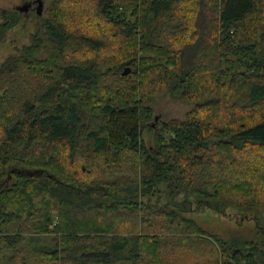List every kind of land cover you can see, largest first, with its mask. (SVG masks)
Masks as SVG:
<instances>
[{
    "label": "trees",
    "instance_id": "obj_1",
    "mask_svg": "<svg viewBox=\"0 0 264 264\" xmlns=\"http://www.w3.org/2000/svg\"><path fill=\"white\" fill-rule=\"evenodd\" d=\"M46 11L0 62V264H264V214L230 241L189 214L264 203V0ZM159 89L194 106L148 146Z\"/></svg>",
    "mask_w": 264,
    "mask_h": 264
},
{
    "label": "rangeland",
    "instance_id": "obj_2",
    "mask_svg": "<svg viewBox=\"0 0 264 264\" xmlns=\"http://www.w3.org/2000/svg\"><path fill=\"white\" fill-rule=\"evenodd\" d=\"M39 1H41L40 13L37 12ZM53 1L55 0H0L1 7L22 10L21 20L6 30L4 37L0 38V62L6 55L14 51L15 45L27 42L29 32L35 29L37 16L46 15V8ZM23 5H27V10L21 9ZM149 104L152 108V117L148 123L150 125L152 123V125L146 127L142 134L148 146L154 143L153 127L158 126L163 120L183 118L186 112L194 106V101L185 100L178 96V93H173L168 89H159L152 95ZM157 196V192H154L150 198L151 202ZM163 197H160V200H163ZM147 200L148 198H143V201ZM244 211L246 212L245 218L241 217L242 212L236 207H227L224 214L208 208L189 214L196 219L206 234H212L214 237L225 238L230 241L231 239L241 240L256 236L257 227L254 218H256V215L264 214V203L250 209H245ZM261 222L263 224V221ZM214 257V253L209 254L207 251H204L198 257V264H214Z\"/></svg>",
    "mask_w": 264,
    "mask_h": 264
},
{
    "label": "water",
    "instance_id": "obj_3",
    "mask_svg": "<svg viewBox=\"0 0 264 264\" xmlns=\"http://www.w3.org/2000/svg\"><path fill=\"white\" fill-rule=\"evenodd\" d=\"M41 1H39V4H38V7H37V12L38 13H40V9H41ZM27 5H29V3H27ZM27 5H23L22 7H21V9H23V10H27ZM130 70V68L129 67H126L124 70H123V74H126L128 71Z\"/></svg>",
    "mask_w": 264,
    "mask_h": 264
}]
</instances>
